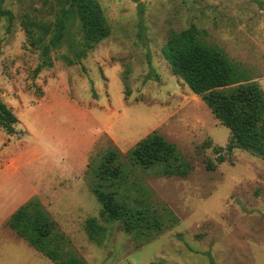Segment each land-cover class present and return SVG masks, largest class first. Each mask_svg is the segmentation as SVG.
Wrapping results in <instances>:
<instances>
[{"label": "rangeland", "instance_id": "1", "mask_svg": "<svg viewBox=\"0 0 264 264\" xmlns=\"http://www.w3.org/2000/svg\"><path fill=\"white\" fill-rule=\"evenodd\" d=\"M64 1L0 0L12 15L0 19V99L18 119L14 135L0 128V264H53L6 225L32 199L86 264H264V162L227 154L229 131L162 56L170 32L195 27L264 91V0H139L141 12L131 0H96L108 37L78 63L66 45L45 59L28 40L32 30L47 43ZM71 36L84 41L77 22ZM153 132L192 170L129 174L130 205L144 200L175 218L144 243L99 219L87 173L108 150L125 155ZM89 218L107 228L100 246L86 236Z\"/></svg>", "mask_w": 264, "mask_h": 264}, {"label": "trees", "instance_id": "2", "mask_svg": "<svg viewBox=\"0 0 264 264\" xmlns=\"http://www.w3.org/2000/svg\"><path fill=\"white\" fill-rule=\"evenodd\" d=\"M142 5L139 0H131ZM65 8L55 21L52 35L45 43L43 34L28 31L32 47L40 49L48 59L51 50L66 45L73 60L79 62L94 44L108 37L101 9L96 0H65ZM12 15L1 8L0 19ZM75 22L84 33V41L76 43L71 36ZM201 33L190 27L181 32H170L162 56L174 76L180 78L188 89L200 97L213 117L230 133L225 148L227 154L241 150L259 157L264 162V91L247 71L228 60L220 50L206 46ZM68 65L74 62L66 60ZM39 71L38 69L36 70ZM126 95V94H125ZM18 119L0 99V128L9 136L15 134ZM220 149V148H218ZM126 160V161H125ZM224 159L218 157V163ZM158 168L162 177L186 178L192 167L185 162L174 145L156 132L141 140L132 150L123 155L117 148L108 150L96 168L87 175L90 192L100 206L99 219L107 225L120 224L126 234L135 241L148 243L163 231L165 218L169 223L175 218L165 208H151L139 200L132 206L128 203V176L134 169L142 172ZM207 170H213L207 163ZM17 238L27 243L53 264H86L69 253L70 242L52 221L44 207L36 199L21 205L6 222ZM107 228L96 218L85 222L88 240L100 246Z\"/></svg>", "mask_w": 264, "mask_h": 264}]
</instances>
